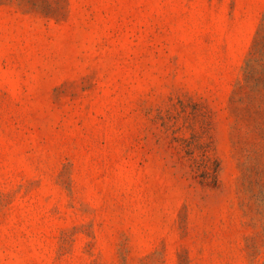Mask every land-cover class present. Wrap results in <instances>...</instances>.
<instances>
[{
    "label": "rangeland",
    "instance_id": "obj_1",
    "mask_svg": "<svg viewBox=\"0 0 264 264\" xmlns=\"http://www.w3.org/2000/svg\"><path fill=\"white\" fill-rule=\"evenodd\" d=\"M0 264H264V0H0Z\"/></svg>",
    "mask_w": 264,
    "mask_h": 264
}]
</instances>
